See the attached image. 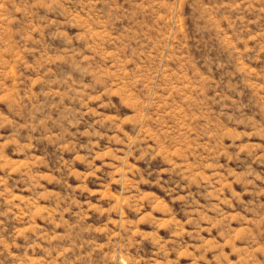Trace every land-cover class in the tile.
I'll use <instances>...</instances> for the list:
<instances>
[{
  "label": "rangeland",
  "instance_id": "rangeland-1",
  "mask_svg": "<svg viewBox=\"0 0 264 264\" xmlns=\"http://www.w3.org/2000/svg\"><path fill=\"white\" fill-rule=\"evenodd\" d=\"M0 264H264V0H0Z\"/></svg>",
  "mask_w": 264,
  "mask_h": 264
}]
</instances>
